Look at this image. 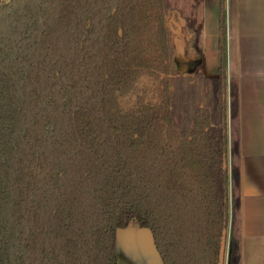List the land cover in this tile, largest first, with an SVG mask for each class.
<instances>
[{
	"label": "trees",
	"instance_id": "16d2710c",
	"mask_svg": "<svg viewBox=\"0 0 264 264\" xmlns=\"http://www.w3.org/2000/svg\"><path fill=\"white\" fill-rule=\"evenodd\" d=\"M204 0H0V264H242L238 86L201 65ZM187 72H180L174 25Z\"/></svg>",
	"mask_w": 264,
	"mask_h": 264
},
{
	"label": "crops",
	"instance_id": "0c3cea01",
	"mask_svg": "<svg viewBox=\"0 0 264 264\" xmlns=\"http://www.w3.org/2000/svg\"><path fill=\"white\" fill-rule=\"evenodd\" d=\"M220 0H204L202 70L219 66ZM226 73L238 86L241 155L242 264H264V0H224ZM117 264H162L150 231L116 230Z\"/></svg>",
	"mask_w": 264,
	"mask_h": 264
},
{
	"label": "rangeland",
	"instance_id": "374dc122",
	"mask_svg": "<svg viewBox=\"0 0 264 264\" xmlns=\"http://www.w3.org/2000/svg\"><path fill=\"white\" fill-rule=\"evenodd\" d=\"M173 27H174L173 46L175 49V56H176L175 61L177 64V68L180 72H187L188 70H190L189 69L190 66H189V61H187V60L184 61V59H183L184 58L183 57V49H182L183 41L181 38V34L179 32V29L176 28L175 25ZM201 65H202V58H201Z\"/></svg>",
	"mask_w": 264,
	"mask_h": 264
},
{
	"label": "water",
	"instance_id": "95a60500",
	"mask_svg": "<svg viewBox=\"0 0 264 264\" xmlns=\"http://www.w3.org/2000/svg\"><path fill=\"white\" fill-rule=\"evenodd\" d=\"M10 1V0H7ZM226 231H222V236L219 244V252H218V262L217 264H225V256H226Z\"/></svg>",
	"mask_w": 264,
	"mask_h": 264
}]
</instances>
